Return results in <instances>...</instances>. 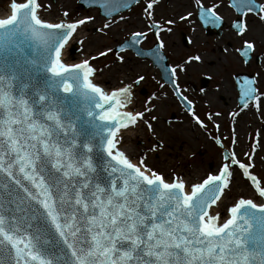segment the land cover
I'll return each instance as SVG.
<instances>
[{
  "label": "snow or ice",
  "instance_id": "obj_1",
  "mask_svg": "<svg viewBox=\"0 0 264 264\" xmlns=\"http://www.w3.org/2000/svg\"><path fill=\"white\" fill-rule=\"evenodd\" d=\"M158 4L148 0L143 11L160 41V32L171 28L155 21ZM196 4L203 8L200 0ZM234 6L264 24V3L236 0ZM9 7L10 15L0 18V264H264V203L241 196L226 206V219L220 211L235 168L264 198V181L251 171L259 142L254 139L252 154L243 153L247 163L235 152L226 154L217 173L196 182L174 169L166 173L150 166L148 153L164 145L154 127L158 97L149 96L142 110H133L134 88L144 76L105 90L95 82L91 61L111 48L79 63L63 59L70 39L94 18H71L64 9L57 20H47L40 10L52 3L38 0H11ZM102 7L118 11L126 5L108 0ZM216 7L205 10L213 24L220 19ZM114 23L113 18L95 31ZM234 26L237 35H247L246 18ZM142 37L146 33L133 32L131 43ZM244 44L249 53L254 50V42ZM200 60L189 56L186 63ZM175 92L180 94L178 86ZM242 98L244 109L260 111L264 91L255 78L245 81ZM188 114L207 129L191 107ZM213 116L220 113L207 117L219 128ZM141 125L156 142L133 159L123 150V138Z\"/></svg>",
  "mask_w": 264,
  "mask_h": 264
},
{
  "label": "flooded vegetation",
  "instance_id": "obj_2",
  "mask_svg": "<svg viewBox=\"0 0 264 264\" xmlns=\"http://www.w3.org/2000/svg\"><path fill=\"white\" fill-rule=\"evenodd\" d=\"M50 1L52 5L55 3V0ZM38 2L41 3L42 0ZM200 2L203 8L198 7L196 0H159V4L155 6V21L162 29L171 28V31L160 32V41L164 45L162 48L159 47L160 41L156 39V29H148V25L153 22L143 11L148 0H135L130 9L106 18L109 23L113 18L116 21L110 28L118 26L114 39L105 35L106 45L102 49H112L107 55V65L114 63L122 71L111 78L114 86L117 87L120 80L130 82L137 75L144 76V80L134 88L133 110H142L144 101L149 96L158 97L154 101L153 114L158 117L154 127L158 137H163L166 143L162 141L163 150L148 153L149 165L169 161L190 162L199 156V161L207 160L212 166V158L224 160V155L232 152L238 157H243L244 152L252 154L250 149L254 139L261 146L254 156L264 151V102L258 112L252 107L244 109L242 98L245 81L254 78L256 86L264 91V24L246 10L238 12L234 6L236 0ZM255 2L264 3V0ZM47 4L49 3L44 5ZM214 4L218 7L213 11L220 17L216 24L205 19V10ZM125 13H129V16H124ZM187 13H191V16L186 20L179 19ZM121 16L124 20L120 19ZM243 18L247 19L248 33L237 35L238 30L234 25ZM169 19L176 22L172 25L165 24ZM133 32H144L146 37H142L139 44L131 43ZM245 40L254 42V50L250 53L244 44ZM197 55L201 57L200 61L186 63L189 56ZM118 56L124 57L123 63L117 61ZM136 66L143 70L136 71V75L129 79V70ZM181 66L186 70L179 71ZM174 68L177 69L176 77L172 76ZM173 79L177 81L176 84L171 82ZM177 86L180 89L179 95L175 92ZM181 97H186L187 100ZM188 101L191 102L190 105ZM189 107L204 120L207 129L196 125L188 114ZM216 112L220 116H213V120L219 128L207 119L208 115ZM229 113H237V117L234 119ZM159 126L171 133L181 129L188 134L178 139L179 144L170 135L169 139L175 144L170 145L165 136L160 135ZM133 130L138 133L136 139L132 140L136 153L133 157L137 159L156 140L143 125ZM211 131L215 133L212 134ZM217 138L220 144L215 142ZM170 148L181 151L177 155L169 152L166 158L163 151ZM234 170L240 172L238 168Z\"/></svg>",
  "mask_w": 264,
  "mask_h": 264
},
{
  "label": "bare ground",
  "instance_id": "obj_3",
  "mask_svg": "<svg viewBox=\"0 0 264 264\" xmlns=\"http://www.w3.org/2000/svg\"><path fill=\"white\" fill-rule=\"evenodd\" d=\"M10 2L11 0H2L1 3L4 4H0V18H6L8 15H10ZM16 2H23V0H16ZM75 0H55V3L52 5V7L50 9L47 10H40V14L43 16V18L47 19V20H52L55 21L57 20V18L59 17V13L61 11H63L64 9H67L69 11L70 8H72V6L74 5ZM41 4H43L41 2ZM83 11V10H82ZM70 12V11H69ZM75 18H83L82 16H75ZM90 23V22H89ZM87 23L86 25L91 26L92 23ZM85 25V26H86ZM114 27L110 28V30H104L105 33L103 34V32H98L97 34H95L94 36H90L87 35L86 33H84V26L82 27V29L75 34V38L70 39L69 44L66 46L64 53H63V59L66 63H79L81 59L85 58L87 55L91 54L93 55V53L96 51H94L92 53L93 50H96V46L99 45L98 42L99 40L101 41L103 37H106L105 35H108L109 37H111L112 39H114V35L117 32V25H113ZM103 36V37H102ZM108 38V37H107ZM84 40L83 45L81 43H79V41ZM71 44H75L78 48V53H74L73 55L69 54L68 52V47ZM120 66L118 65H114V63H112L109 67H105V69H101L98 73L96 72L95 75V82L99 85H101L102 87L105 88V90H111L112 88H114V84H113V80H111L112 77L115 76V73H120L122 72L121 69L119 68ZM139 70H143V68H140L138 66L133 67V69L129 70V79L133 78L134 75H136V71ZM165 101V100H164ZM160 127V126H159ZM158 130V129H157ZM160 135H164L165 138L169 141L170 145H175L173 143V141H171L170 135L172 134L170 131H165V129H162L160 127V131H159ZM177 136L182 137L183 135H187V132L182 131L181 129L178 130L177 132H175ZM138 135V133L134 130L128 131L125 133L124 138H123V150L129 155L131 156L133 159H135L133 157L135 153V147L132 143V140L136 139V136ZM187 145V144H186ZM185 145V146H186ZM181 150L178 148H173V149H168L166 150L164 153H166V158L169 152H171L173 155H177L179 154ZM164 155H162L163 157ZM256 158V157H255ZM258 161V160H257ZM168 163H174V162H168ZM179 163H184V162H179ZM178 163V164H179ZM164 164V163H162ZM222 163H218L214 166V169L212 171H204L203 174L201 175V177H198L201 172L203 170H200V172H188V171H184V173L186 174H182L183 178H185L186 180L192 181V182H196L199 179H202L204 176H206L208 173H217L220 165ZM151 166V165H150ZM201 169V168H200ZM234 170V169H233ZM165 172V170H163ZM235 171V170H234ZM167 173V172H166ZM235 174L237 173L236 171L234 172ZM239 178V177H238ZM241 179H237L233 181L232 179V186H231V191H236L237 192V196L232 200L233 202L237 199H239L241 196H243L244 198L247 199H253L254 202L256 203H263L262 198H260L258 196V194L255 193V191L252 189L250 182L247 180H244L243 182L240 181ZM228 196L226 195L224 198V204L221 205V209L220 211H224V214L221 212V218L222 219H226L227 218V211H226V206H231V203L229 201H227ZM224 215V216H223Z\"/></svg>",
  "mask_w": 264,
  "mask_h": 264
},
{
  "label": "rangeland",
  "instance_id": "obj_4",
  "mask_svg": "<svg viewBox=\"0 0 264 264\" xmlns=\"http://www.w3.org/2000/svg\"><path fill=\"white\" fill-rule=\"evenodd\" d=\"M77 1L75 0L74 5L72 6V8L69 9L70 14H71V18H75V16H77V15L78 16H82V17H84V16H92L94 18V20L90 22V23H92V25L91 26L86 25L83 28L85 29L84 33H86L87 35H90V36H94L95 34L98 33L95 30L97 28H102L103 24L106 23V18L104 16L100 15L99 9L94 8V7H87V9H83L81 6L77 5ZM1 2H2V0H0V4L1 5L4 4V3H1ZM42 3L43 4L51 3V1L50 0H42ZM120 15H122V14H120ZM124 16H129V13H125ZM116 17L118 18L119 16H116ZM105 31H103V34L105 33ZM106 40H107L106 37H103L101 41L99 40V42H98L99 45L96 46L97 49L93 50L92 53L94 51H97L98 49L102 50L104 48V46L106 45L105 44ZM71 47H74V49H75L74 53H76V50L78 48H77V46L75 44H71L68 47L69 54L73 55L74 53H72L70 51ZM93 55H95V52L93 53ZM108 61L109 60L107 59V56H106V57H103V58H98L95 61H91V63L97 69V72H98L101 69H105L104 65H106ZM211 133L214 134L215 131H211ZM171 135H173V137L177 141V144H179V142H180V141H178L179 136H177L175 132H173ZM159 139L166 143V140H164L163 137L162 138L159 137ZM262 143H263V148H264V139H263ZM254 157H256L255 158V166H254L253 169H251V171L258 177V179H260L261 181H264V151H263L262 154H260L258 156H254ZM198 159H199V156H197L195 158V160L190 161V162H184V163H179V164L178 163H164V164H162V163L160 164L159 163L157 165L154 164V165H151V166L156 167L160 171L165 170V172H167L171 168V169H174L181 176H182V174H185L184 171L185 172L188 171V172L192 173V172H197V171L200 172V170H203L201 172V174L198 177H196V178H199V177H201V175L203 174L204 171H212L216 164L225 162L224 160H218V159H213L212 158L211 159L212 166H211L209 161H207V160L199 161ZM239 159L241 161L247 163V157L243 156V157H239ZM238 177L241 179L240 181H242V182L244 180H247L246 178H244L242 176L241 172H237L236 174L233 173V181H234V179L235 180L239 179ZM227 196H228L227 201H229L232 204L233 203L232 200L237 196V192L236 191L233 192V191L230 190V191H228ZM221 212L224 214V211H221Z\"/></svg>",
  "mask_w": 264,
  "mask_h": 264
},
{
  "label": "water",
  "instance_id": "obj_5",
  "mask_svg": "<svg viewBox=\"0 0 264 264\" xmlns=\"http://www.w3.org/2000/svg\"><path fill=\"white\" fill-rule=\"evenodd\" d=\"M134 1L135 0H119V3L126 5V7H120L118 11H112L110 8L102 7V4H105L106 2H108V0H79V3L84 8H87V6L99 7L100 13L105 15V16H107V17H109V15H111V14L119 13L120 10L129 9Z\"/></svg>",
  "mask_w": 264,
  "mask_h": 264
}]
</instances>
